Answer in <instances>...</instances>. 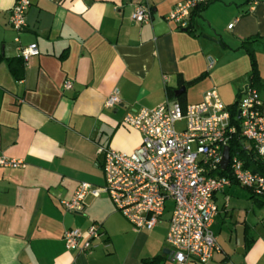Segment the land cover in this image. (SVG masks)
<instances>
[{
	"label": "crops",
	"instance_id": "crops-1",
	"mask_svg": "<svg viewBox=\"0 0 264 264\" xmlns=\"http://www.w3.org/2000/svg\"><path fill=\"white\" fill-rule=\"evenodd\" d=\"M15 1L0 0V156L25 168L0 170V264H174L164 253L167 210L145 231L105 194L86 196L80 214L60 204L80 183L104 185L99 148L130 154L140 145L141 135L122 125L127 113L197 104L210 90L227 107L238 103L250 86L246 48L264 103V0H213L193 10L188 30L166 20L185 0H29L20 33L8 24ZM137 5L150 9L149 24L131 20ZM31 44L39 54L24 64L19 48ZM112 95L120 103L106 108ZM213 203L220 251L207 264H264V197L233 182ZM92 226L101 232L94 249L65 248L66 231Z\"/></svg>",
	"mask_w": 264,
	"mask_h": 264
},
{
	"label": "built area",
	"instance_id": "built-area-1",
	"mask_svg": "<svg viewBox=\"0 0 264 264\" xmlns=\"http://www.w3.org/2000/svg\"><path fill=\"white\" fill-rule=\"evenodd\" d=\"M213 0H185L168 14L166 20L178 29H187L193 10ZM253 5L255 2L252 3ZM29 0H16L8 24L16 33L26 27L25 15ZM137 24H149L151 11L137 5L131 14ZM232 25L228 26L231 29ZM24 64L38 56L35 44L19 48ZM63 90H71L64 82ZM120 103L110 96L106 108ZM259 91L246 87L237 103V120L231 121L228 107L215 90L208 91L200 103L181 106L164 102L153 109L127 113L122 125L141 135L140 145L130 154L99 148L102 156L104 185L93 187L80 183L69 200L61 207L69 213L80 214L84 199L90 195L108 196L116 211L135 229L152 231L172 204L166 244L174 264L209 263L220 251L211 226L217 215L213 197L233 182L247 189L255 197H264V176L245 169L237 153L230 154L225 171L221 169L222 153L239 134L245 151L264 163V113ZM181 127L179 128V126ZM21 160L0 156L1 169H23ZM225 172L224 175H220ZM101 232L92 226L86 231L68 230L62 241L69 251L87 252L94 249L93 241Z\"/></svg>",
	"mask_w": 264,
	"mask_h": 264
},
{
	"label": "trees",
	"instance_id": "trees-1",
	"mask_svg": "<svg viewBox=\"0 0 264 264\" xmlns=\"http://www.w3.org/2000/svg\"><path fill=\"white\" fill-rule=\"evenodd\" d=\"M188 28H189V25L186 30H188ZM246 53H247V56L250 62V86L257 89L258 83H259V77L257 74V68H256L254 55H253V52L249 48L248 49L246 48ZM202 78L203 77H200L190 83H187V85L188 86L194 85L195 83L199 82ZM180 84H182V82H180ZM167 93H168L167 96L169 98L173 97L172 92L168 91ZM178 101H181V99L179 98ZM181 106L183 105L181 104ZM228 110L231 115V121L234 124L239 125V121L237 120V102L233 104L232 106H229ZM244 144L245 142L239 137V134H236V136L233 138V140L231 141L229 145L230 154L232 155L233 153H237L239 157L241 158V160L243 161L245 169L251 171L252 173H257L261 176H264V163H262L259 159H256V157L254 156V154H252L251 151H245ZM224 174L225 172L220 173V175H224Z\"/></svg>",
	"mask_w": 264,
	"mask_h": 264
},
{
	"label": "water",
	"instance_id": "water-1",
	"mask_svg": "<svg viewBox=\"0 0 264 264\" xmlns=\"http://www.w3.org/2000/svg\"><path fill=\"white\" fill-rule=\"evenodd\" d=\"M185 87H181L180 89L176 90L174 92V97L177 98L180 96L182 93H184ZM229 147H225L223 149L222 153V162H221V169L223 171L226 170L228 163H229ZM236 246H237V253L242 254L243 253V246H244V230L242 227L237 226L236 228ZM165 255H168V257L171 258V252L170 251H165Z\"/></svg>",
	"mask_w": 264,
	"mask_h": 264
},
{
	"label": "rangeland",
	"instance_id": "rangeland-1",
	"mask_svg": "<svg viewBox=\"0 0 264 264\" xmlns=\"http://www.w3.org/2000/svg\"><path fill=\"white\" fill-rule=\"evenodd\" d=\"M180 127H181V125L179 126V128ZM166 210H167V212L164 214V216L162 218L164 222H166V220H168L169 217L171 216L172 206H170V204H167V209ZM212 231L214 232V229Z\"/></svg>",
	"mask_w": 264,
	"mask_h": 264
}]
</instances>
